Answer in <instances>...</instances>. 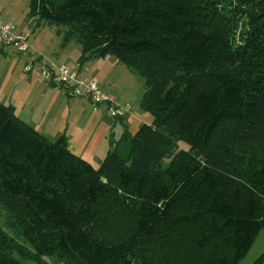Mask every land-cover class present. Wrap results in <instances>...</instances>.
I'll use <instances>...</instances> for the list:
<instances>
[{"label":"trees","instance_id":"trees-1","mask_svg":"<svg viewBox=\"0 0 264 264\" xmlns=\"http://www.w3.org/2000/svg\"><path fill=\"white\" fill-rule=\"evenodd\" d=\"M28 14L80 44L79 66L110 54L141 75L152 120L95 167L0 101V209L31 247L0 229V264H238L264 229V0H29Z\"/></svg>","mask_w":264,"mask_h":264},{"label":"rangeland","instance_id":"rangeland-1","mask_svg":"<svg viewBox=\"0 0 264 264\" xmlns=\"http://www.w3.org/2000/svg\"><path fill=\"white\" fill-rule=\"evenodd\" d=\"M28 2L29 0H0V22L12 25L15 32L20 24L31 23V28L28 34L23 33L28 36V44H30V42H32L36 37L38 38L39 44L42 47L50 45L53 41L57 43L56 39H61V36H59L55 32V26L43 23L37 26V18L32 17L28 14ZM4 45L9 46L6 49H10V51L9 53L5 54L0 49V100H4V102L6 101V103H9L8 100H10L14 105L17 104L16 110L21 114L23 108L32 109L34 106H37L40 112V117L46 119L48 123L56 120L60 123L61 126H63V131L69 138V147L75 148L76 151L85 150V147L83 145L85 142V135L90 136L91 134H93L101 138V128L96 127L93 122L89 121L88 116H85L80 124L77 125L80 117H83L85 115V113H83L84 109L80 107V104L78 102L76 103L78 107H76V109L73 111L71 104L68 105L67 103V98L58 95L55 92L49 93L43 97L40 96V91H37L35 96L29 95L28 91L26 90L27 74L24 71V66L27 63L30 64L32 62L30 57L28 56L29 51H19L17 47L10 44ZM67 45L68 53H73V51L76 52L78 47H80V44L75 40H71V42ZM105 59L108 65H110L109 59H114L115 61V58L110 54L105 55ZM84 68L85 63L82 65L80 78H93L96 81L94 77H87V75H85ZM109 70H111V73L118 79L116 85H120L125 88L127 96V99H123V101H118L113 97L115 102L123 109L119 110L117 114H121V118H119V116L113 117L116 120L115 134L121 132V129L117 130V127L120 125L122 129H127L129 133L133 134L138 126H140L142 123H150L152 120L151 114L145 110H142L138 104L143 91L144 79L139 74L129 72V70L126 69V67L121 63H118L117 66L110 65ZM108 74L110 75V72H108ZM102 76L103 78H105L106 74H102ZM22 104H25V106L21 109ZM73 117L75 119L74 124L71 122L68 123L67 120ZM66 125H68V127H66ZM69 129L70 131H68ZM70 134L72 135V137L69 136ZM111 135L112 131H109L107 136L111 137ZM111 139L118 140L119 136L115 135L114 139ZM107 150L108 149H106V152ZM91 151L92 152H88L91 157L85 159L90 161L95 167H97L99 163H95L93 159L97 158L98 154L94 149H91ZM83 154L85 157V153ZM105 154L106 153H104L103 157L105 156ZM167 163V159H163L162 165H166ZM0 229L7 235L12 236L14 238V243L18 247L24 250H31L30 245L25 242L24 238L21 235H19L14 223L7 219L5 212L1 209ZM263 251L264 229L259 231L250 248L241 258L238 264H252L258 257V255ZM41 260L45 264H70L68 261L59 257H42Z\"/></svg>","mask_w":264,"mask_h":264},{"label":"crops","instance_id":"crops-1","mask_svg":"<svg viewBox=\"0 0 264 264\" xmlns=\"http://www.w3.org/2000/svg\"><path fill=\"white\" fill-rule=\"evenodd\" d=\"M12 26V25H11ZM31 23H26V24H20V26L17 28L16 32L17 33H26L30 31ZM13 28V26H12ZM14 30V28H13ZM56 32V30H55ZM59 35V34H58ZM61 36V35H59ZM59 38V37H58ZM56 42H52L50 45L46 47H42L39 44L38 38L36 37L32 42L29 44V53L28 56L30 57L31 61L33 60L36 63H46L47 65H64L66 66L70 71L76 72L78 76L81 74V68L82 66H79L78 59L80 56V47L78 49L73 51V53H68V45L70 41L63 43L62 41V36L61 39H56ZM60 40V41H59ZM73 40V39H72ZM9 46H5L4 43L1 44L0 49L6 54L9 53L10 49H6ZM1 51V52H2ZM2 52V53H3ZM105 56L104 57H96L88 60L85 63V75L87 77H94L98 83V85L101 87V89L106 93L109 94L110 96L114 97L118 101H123V99H127L126 96V90L124 87L120 85H116L118 79L115 75L111 73V70H109L110 65L117 66L119 62L114 61V59H109L110 65L106 63ZM27 63V62H26ZM127 69V68H126ZM25 71V70H24ZM26 72V71H25ZM110 72V75L108 74ZM130 72V71H129ZM132 73V72H131ZM27 77V86L26 90L28 91L29 95L35 96L37 91H40V96L43 97L49 93L55 92L58 95H61L63 97L67 98V103L68 105L71 104L73 111L76 109L77 102L80 104V107H82L83 113L85 115L83 117H80L78 124L82 121V119L85 116H88V120L93 122L96 127H100L102 130L101 138L97 137L96 135L91 134L85 135V142H84V147L85 150H77L75 148H70L68 141L69 138L68 136L64 133L63 131V126L60 125L58 121H53L48 123L46 119L43 117H40V112L37 108V106H34L32 109L31 108H23L25 104H22L21 109L22 114L16 110L17 104H13L10 100H8L9 103L4 102V100H0L1 102L5 104H12L15 107V114L22 119L23 121L29 123L32 125L36 130L44 134L49 140H54L56 139L59 135L64 134L66 135L67 139V144L68 147L75 153H77L80 156L84 157H91L88 152H92L91 149H94L95 152L98 154L97 158L93 159L95 163H100L102 160V157L104 153L106 152V149H109L110 144H109V139L113 138L115 135H118L119 138L122 135L123 129L120 126L117 127V130L121 129L120 133H116V120L115 118L111 117L106 109L105 104H94L92 103L89 99L86 97H81V96H74L69 93L68 89L66 87H62L61 85L58 86V84H46L43 83L42 80L39 77V70H33L31 72H26ZM102 74H106V77L103 78ZM37 87V88H36ZM139 103V102H138ZM123 110V109H122ZM121 114L117 115L119 118ZM74 117L69 118L67 122H71L74 124ZM122 120V119H121ZM89 123V122H88ZM68 127V125H66ZM67 129V128H66ZM70 131V129L68 130ZM109 131H112V135L107 136ZM106 133V134H105ZM115 134V135H114ZM54 135V136H53ZM72 137V135H69ZM108 140V143H107ZM109 144V145H108ZM75 149V150H74ZM108 151V150H107ZM87 154V156H86ZM90 162V161H89Z\"/></svg>","mask_w":264,"mask_h":264},{"label":"built area","instance_id":"built-area-1","mask_svg":"<svg viewBox=\"0 0 264 264\" xmlns=\"http://www.w3.org/2000/svg\"><path fill=\"white\" fill-rule=\"evenodd\" d=\"M27 40V35L22 32H15L8 23L0 22V44H10L17 47L19 51H28L29 44ZM24 70L26 72L39 70V77L45 83L62 85L74 96L89 98L94 104H105L110 116H114L119 110H122V107L115 102L114 98L104 93L93 78L82 79L76 72L70 71L64 65H47L32 60L30 64L27 63L24 66Z\"/></svg>","mask_w":264,"mask_h":264}]
</instances>
